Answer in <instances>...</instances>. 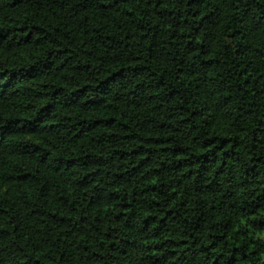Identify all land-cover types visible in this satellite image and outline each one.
<instances>
[{
  "label": "trees",
  "instance_id": "1",
  "mask_svg": "<svg viewBox=\"0 0 264 264\" xmlns=\"http://www.w3.org/2000/svg\"><path fill=\"white\" fill-rule=\"evenodd\" d=\"M0 264H264V0H0Z\"/></svg>",
  "mask_w": 264,
  "mask_h": 264
}]
</instances>
